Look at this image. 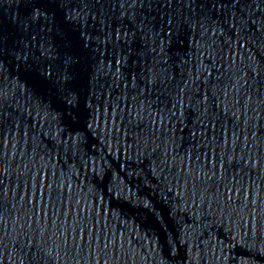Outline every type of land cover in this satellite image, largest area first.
I'll list each match as a JSON object with an SVG mask.
<instances>
[{
	"label": "water",
	"instance_id": "obj_1",
	"mask_svg": "<svg viewBox=\"0 0 264 264\" xmlns=\"http://www.w3.org/2000/svg\"><path fill=\"white\" fill-rule=\"evenodd\" d=\"M94 264H264V0H91Z\"/></svg>",
	"mask_w": 264,
	"mask_h": 264
}]
</instances>
